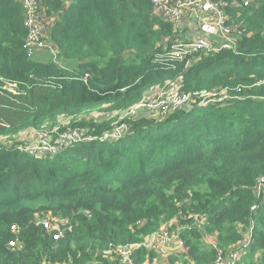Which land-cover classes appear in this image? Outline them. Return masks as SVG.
Segmentation results:
<instances>
[{"label": "trees", "instance_id": "1", "mask_svg": "<svg viewBox=\"0 0 264 264\" xmlns=\"http://www.w3.org/2000/svg\"><path fill=\"white\" fill-rule=\"evenodd\" d=\"M227 1L237 48L162 69L155 58L194 31L193 14L175 26L152 16V0H46L57 51L30 54L20 0H0V77L25 89L0 95V118L12 126L0 133L83 137L48 158L17 151L18 142L0 149V264H160L159 254L161 264H216L252 227L235 264H264V0ZM169 83L194 101L207 88L229 97L126 120L130 132L112 141L117 118ZM102 105L107 120L78 116ZM60 119L69 125L55 130ZM47 210L51 233L38 223ZM164 233L183 239L181 252L146 246ZM205 235L215 238L205 244Z\"/></svg>", "mask_w": 264, "mask_h": 264}, {"label": "built area", "instance_id": "2", "mask_svg": "<svg viewBox=\"0 0 264 264\" xmlns=\"http://www.w3.org/2000/svg\"><path fill=\"white\" fill-rule=\"evenodd\" d=\"M24 7V18L25 24L28 28V34L26 39V47L30 54L36 50L46 49L51 52L57 51L55 44L49 40L48 23L46 16V8L43 6L45 0H20ZM154 3V17H160L166 19V21L174 22L175 26H180L181 23L188 22L191 19V14L194 15L193 22L196 23L194 31L187 38L174 39L171 44L167 47V51L163 54L158 55L155 58L154 63L158 64L162 69L168 67L173 61L178 59H185L193 57L199 53L203 55L213 54L227 49L237 48V39L234 36L233 28L229 23L230 17L226 12L228 7H231L234 3L228 2L227 0H152ZM191 13V14H190ZM3 84V85H1ZM16 82L0 78V94L12 93L19 94L20 90L17 88ZM158 88V87H157ZM159 89L158 97L160 101L154 103L152 101L153 96L147 94V99L141 103L133 106L129 111L119 117L123 124L118 125L119 121L115 123V129L110 135L112 141L118 140L126 136L130 132V124L126 120H136L139 118L140 112H137V108L142 110L152 111L162 109L167 111L172 108V111L179 108L181 105H195L194 107H206L212 104H224L225 99H228L227 95H218L213 93L209 96H204L199 101H194L191 93L181 94L174 86H170L166 89ZM212 96V97H211ZM235 98V97H231ZM237 98V97H236ZM236 100V99H235ZM0 127L7 128L8 123L0 119ZM66 133H72L73 138L83 140V137L79 138V134L76 131H69ZM64 134V132H62ZM45 133L36 139L40 140L46 137ZM68 137L67 135H65ZM69 138V137H68ZM103 139H111L105 134ZM68 141V140H62ZM55 141L40 140L39 144L35 141L18 140L16 148L21 152L29 153L36 157H52L62 152L65 147H68L65 143ZM14 143L13 139L10 138L9 134L0 135V148H9ZM264 186V176L258 182L257 189L261 193L262 187ZM256 207V206H254ZM253 207V208H254ZM39 224L47 230H51L50 215L39 221ZM13 230H18L17 226L12 225ZM57 227V226H55ZM56 237L58 233H56ZM253 231L244 236L238 247L230 250L231 259H225L222 253L216 261V264H235L244 252V248L251 243ZM183 240V239H182ZM180 241V237L164 233L157 235L153 239H150L146 243V246H156L162 253L167 254L172 249L165 248L166 242L176 243ZM16 240H12L10 245H16ZM163 244V246H162ZM140 247V246H138ZM127 253H125V252ZM131 250L128 247L121 249V254L124 257L123 261L131 259Z\"/></svg>", "mask_w": 264, "mask_h": 264}, {"label": "rangeland", "instance_id": "3", "mask_svg": "<svg viewBox=\"0 0 264 264\" xmlns=\"http://www.w3.org/2000/svg\"><path fill=\"white\" fill-rule=\"evenodd\" d=\"M152 12H154V8H153V10H152ZM153 17H154V15H152ZM155 18V17H154ZM156 27H158V25H156ZM166 38V37H165ZM117 47H120L118 44H117ZM43 52H47V51H45V50H43ZM191 59L193 60V64L196 62V61H198V59L197 58H194V57H191ZM1 85H3V84H1ZM210 91H214L213 89H210V88H207L206 90H204L203 92H204V95H206V96H209V95H211V93H210ZM159 89L158 88H154V87H152V88H150L148 91H147V94L148 95H152L153 96V99H152V101H154V103H157L158 101H160L161 100V98L160 97H158V95H159ZM216 94H218V95H223V94H226V93H216ZM1 95V94H0ZM3 95H8V93H5V94H3ZM212 97V96H211ZM200 102V101H199ZM104 106L105 105H102V106H96V107H94V108H92V109H90V110H86V112H85V114H80V115H78L81 119H83V120H85V118H87V119H90L91 120V118L93 119V118H98V119H100V120H107L108 119V117L107 116H105L104 115V112L105 111H103V108H104ZM137 112H140L138 115H142V116H144V117H147V118H157V119H165V117L168 115V114H170V113H172V112H174V110L172 111V108H169L166 112L165 111H163L162 109H158V110H152V111H147V110H142V109H140V108H137ZM169 116V115H168ZM167 118V117H166ZM5 121V120H4ZM117 121H119V124L118 125H121V124H123L122 122H121V120H118V118H117ZM5 122H7V121H5ZM79 121L78 120H76L75 121V123H78ZM8 123V127L7 128H12V126H11V124L9 123V122H7ZM51 123H55V122H51ZM54 125H56L55 126V130H59V131H61V129H63L64 127H67L69 124H65V122H63L62 121V119H60V120H58V122L56 123V124H54ZM2 128V127H1ZM36 129V130H35ZM45 129H38V128H22V129H19L18 131H16L15 133H11V134H9L10 135V137L13 139V141L14 142H16V141H18V140H24V141H29V142H37V144H39V142H40V140H47V141H55V140H57L58 138H51V136H46V137H43L42 139H40V140H36V139H38L41 135H42V133H43V131H44ZM1 134V133H0ZM76 134H79L78 132H76ZM64 135H67L68 137H69V140L68 141H62L63 143H65L66 145H75V144H78V143H80V139H74L73 137H71V136H73V134L72 133H64ZM79 135H81V134H79ZM45 213H47V214H49L50 215V213H51V210H47ZM46 214V215H47ZM195 221L196 222H198L199 221V219L196 217L195 218ZM243 225V224H242ZM249 231H253V227L252 228H249L248 229ZM48 232H50L51 233V230H48ZM58 238L60 237V234H58V236H57ZM154 237H152L151 239H153ZM203 238H205L204 240V242H205V244H206V242H207V240H209V239H211V237L210 236H204ZM164 246H165V248H167V249H172L173 248V251L174 252H181V249L183 248V247H185V245L183 244V240H182V238L180 237V241L179 242H176V243H174V244H172V243H169V242H166L165 244H164ZM125 252V251H124ZM125 253H127V252H125ZM181 254H183V253H181ZM181 254H180V256H181ZM243 255V254H242ZM175 257H178V258H180L179 257V255L178 254H176L175 255ZM158 259H161V263H164L165 261L164 260H167V258L166 257H163L161 254H159L158 255ZM160 263V264H161Z\"/></svg>", "mask_w": 264, "mask_h": 264}, {"label": "clouds", "instance_id": "4", "mask_svg": "<svg viewBox=\"0 0 264 264\" xmlns=\"http://www.w3.org/2000/svg\"><path fill=\"white\" fill-rule=\"evenodd\" d=\"M20 2H21V1H20ZM21 4H22V3H21ZM22 6H23V4H22ZM23 8H24V7H23ZM24 13H25V11H24ZM26 39H27V37H26ZM49 40H50V39H49ZM52 42H53V41H52ZM43 50H46V49L36 50V51L33 52V54H35V52H39V51H43ZM53 61L58 62V58H57V59H54ZM4 78H6V79H10V78H7V77H4ZM10 80L16 82L17 85H18V83H19V81H16V80H13V79H10ZM197 108H199V107H197ZM0 119H1V118H0ZM2 120H3V119H2ZM3 121H4V120H3ZM6 123H7V122H6ZM2 128H3V127H2ZM124 137H125V136H124ZM124 137H122V138H124ZM122 138H120V139H122ZM120 139H118V140H120ZM118 140H114V141H118ZM0 149H3V148H0ZM4 149H7V148H4ZM16 150L19 151L17 148H16ZM20 152H21V151H20ZM21 153H26V152H21ZM34 157H36V156H34ZM49 157H50V156H49ZM39 158H40V157H39ZM43 158H48V157H43ZM252 241H253V238H251V243H250L247 247L244 248L243 255L241 256L242 258H243L244 255L247 254L248 248L251 246ZM241 260H242V259H241ZM241 260H238V261H241Z\"/></svg>", "mask_w": 264, "mask_h": 264}, {"label": "crops", "instance_id": "5", "mask_svg": "<svg viewBox=\"0 0 264 264\" xmlns=\"http://www.w3.org/2000/svg\"><path fill=\"white\" fill-rule=\"evenodd\" d=\"M46 1V0H45ZM69 1H67V3H68ZM190 36V35H189ZM188 36V37H189ZM0 78H2V77H0ZM84 79L85 80H87L88 79V77H84ZM46 84L47 85H50V86H52V87H56L57 86V84L54 82V81H52V80H48L47 82H46ZM23 83L21 84L20 82L18 83V87L17 88H19V90H20V93L21 92H24L25 93V89L23 88ZM199 108H202V107H199ZM104 111V110H103ZM1 134H8V133H1ZM215 237H211V239L213 240Z\"/></svg>", "mask_w": 264, "mask_h": 264}]
</instances>
